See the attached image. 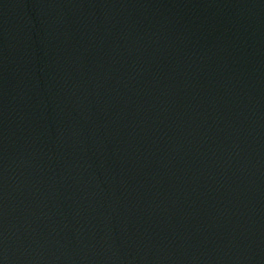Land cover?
Masks as SVG:
<instances>
[{
    "label": "water",
    "instance_id": "water-1",
    "mask_svg": "<svg viewBox=\"0 0 264 264\" xmlns=\"http://www.w3.org/2000/svg\"><path fill=\"white\" fill-rule=\"evenodd\" d=\"M0 264H264V0H0Z\"/></svg>",
    "mask_w": 264,
    "mask_h": 264
}]
</instances>
